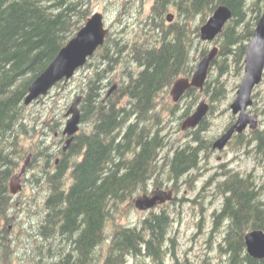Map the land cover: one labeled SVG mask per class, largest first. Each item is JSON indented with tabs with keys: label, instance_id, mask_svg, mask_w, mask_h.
I'll list each match as a JSON object with an SVG mask.
<instances>
[{
	"label": "trees",
	"instance_id": "obj_1",
	"mask_svg": "<svg viewBox=\"0 0 264 264\" xmlns=\"http://www.w3.org/2000/svg\"><path fill=\"white\" fill-rule=\"evenodd\" d=\"M133 3L145 2L124 0L123 9L111 1L119 8L116 25L84 66L86 71L49 92L64 89V99L81 97L80 130L66 152L60 145L56 150L41 148L45 138L38 134L35 156L43 157L44 164L34 177L48 193L39 205L36 229L27 233V251L21 249L17 233L11 237L7 228L0 229V262L11 263L12 256L20 264H128L130 258L143 256L163 264L168 254H175L168 246L174 241L170 211H151L137 225H115L111 234L108 224L136 194L171 182L189 184L202 168L213 147L205 135L207 120L185 131L189 139L178 144L167 130L164 112L175 113L179 105L164 109L160 98L177 77L190 76L208 52L200 27L218 6L226 5L232 18L215 40L218 57L203 92H186L180 119L193 112L202 95L214 112L229 96V78L235 79L237 89V80L244 77L247 47L264 0H155L132 28L128 12ZM171 5L177 10L174 21L166 15ZM92 7L93 0H0V222L13 219L9 182L27 151L22 136L38 133L37 121L29 123L38 101L25 104L29 86L83 27ZM114 81L116 88L107 91ZM256 97L254 93L255 104ZM64 119L62 110L51 118L52 130L60 133L57 143L64 137ZM235 137L237 145L251 146L264 162V127ZM57 152L58 163L52 160ZM223 175L217 186L222 204L212 228L225 229L220 255L226 264H264L247 253L245 243L246 232L264 230V188L252 173L228 170Z\"/></svg>",
	"mask_w": 264,
	"mask_h": 264
},
{
	"label": "rangeland",
	"instance_id": "obj_2",
	"mask_svg": "<svg viewBox=\"0 0 264 264\" xmlns=\"http://www.w3.org/2000/svg\"><path fill=\"white\" fill-rule=\"evenodd\" d=\"M111 1H117L123 8L124 0H93L92 7V13L98 11L105 14L106 23L109 29L116 25V18L119 13V8H115L113 4H111ZM154 1L155 0H144L145 3L143 6L139 4L141 11L140 7L133 3L128 12L130 13V24L137 23L140 13L146 16V14L151 10V6ZM125 8H127V6ZM262 13H264V10ZM168 14H173L174 21L177 18L176 8L171 5L170 10L166 15ZM134 26L131 24L132 28ZM131 33L135 34V30L132 29ZM206 43L208 44L209 50L214 45L219 47V44L215 43V41ZM193 55L195 57L198 56L196 53ZM79 71L77 72L78 75L83 74L86 69L84 70L83 67ZM73 79L74 77L71 81ZM242 79L237 80L238 85H240ZM116 83L117 82L114 81L109 84L106 90L109 91ZM63 84L66 85L67 82ZM229 87L230 93L228 98L219 104L218 108L214 112L211 113L210 109V112L206 117L208 128L205 135L212 141V143L221 137L222 134L236 120V116L233 115L232 110L230 109V105L235 99L239 89V87L237 89L235 88L234 78H229ZM70 88H72V86H70ZM170 88L164 93V97L160 98V105L163 108H169V110L174 106L179 105L176 112L171 114L164 108L166 110L164 114L167 116L166 118L168 121L167 130L173 136L172 139L179 144L181 141L189 139V137L184 136L185 131L181 127L187 116L180 119V115L187 104V101L183 97L178 104H174L170 99H168ZM255 93H257V97L255 99L256 104L254 103V107H251L250 112L259 116L257 127H264V114H262L261 111L264 109V80L256 88ZM64 94V89L48 93L42 100H39L33 105L30 112L29 123L33 124L35 120L37 121L38 133L22 136V143L26 147L27 151L25 152L23 158H19V165L14 174L16 175L21 171V168L28 159L29 154H32L27 170L22 177L23 189L16 195L11 194L13 196V203L9 213L13 219L11 221L3 219L0 222V229L7 228V234H10L11 237H14L17 233V235L22 238L20 247L24 252L28 249L26 242V239L28 240L27 233L29 234L36 229L37 221L35 217L37 215L39 205L43 203V199L48 193L46 185L36 182L34 177L35 174L37 175L39 172L40 167L44 164L43 157L35 156L37 152L35 140L40 133L45 138V143L41 145V148L45 145H50L51 150H56L60 145V149L62 150L65 140L57 143L60 133L58 134L59 131L52 130L54 121H51V118L58 112L60 113L61 110L66 114L68 108L77 97V95H73L74 93L69 92V95H73V97L64 99ZM203 98H206L209 102L208 98L205 95H202L195 105L194 110ZM67 102H69L68 105ZM66 119L67 118L65 116L64 123L61 128L62 131L65 126ZM50 125L51 130L47 128ZM251 130L252 129H247L243 134H249ZM236 141L237 137H234L222 151H214L211 149L202 161V168L199 171L197 170V174L195 172L196 170L193 171L195 173L190 181V183L192 182L191 184H186L185 182L175 184L171 182L169 184H164L161 187H154L148 193L136 194L132 201L125 204L124 208H121V210L115 213L116 216L108 224V233H112L115 225H137L140 224L151 211H160L165 209L167 212L170 211L169 213L173 217V223L170 227V236L174 238V246H172V241H169L168 246L173 248L175 254H168L165 257L163 264H209L210 262L213 264H226L225 258L221 257L219 250V244L222 241V234L225 229L224 227H221L219 231L212 232L215 211L222 204V198L219 196V191L217 189L218 183L223 179L222 177L224 176V172L228 170H235L243 175L252 173L257 184L264 188V162L258 160L254 156L251 146L237 145L238 143ZM56 154L52 158L53 162L61 157L58 152ZM53 168L54 167L51 162V169ZM188 178L190 179V176H188ZM154 197L157 199V204L154 207L150 209H143L137 206V202L139 200H145L147 198L151 199ZM10 260L13 262L9 264H20L17 262V258L13 260L11 256ZM0 264L7 263L0 262ZM128 264H158V262L149 257L141 256L138 258H130Z\"/></svg>",
	"mask_w": 264,
	"mask_h": 264
},
{
	"label": "water",
	"instance_id": "obj_3",
	"mask_svg": "<svg viewBox=\"0 0 264 264\" xmlns=\"http://www.w3.org/2000/svg\"><path fill=\"white\" fill-rule=\"evenodd\" d=\"M168 21L173 20V14L167 16ZM232 18V10L226 5L218 6L213 14L200 28L202 41L213 42L223 31L226 23ZM109 27L106 23L105 14L95 11L58 52L47 68L38 75L29 86L26 105L39 101L46 96L59 82H68L76 73L83 68L88 60L103 46L109 34ZM219 47L214 45L209 52L201 57L195 65L190 76L180 75L171 85L168 99L178 104L186 92L192 88L203 92L208 79L212 63L218 57ZM264 78V13L261 14L251 41L248 44L245 58V75L239 85L237 95L230 105L235 122L213 143V150H224L235 135L243 134L247 129H255L258 126L259 116L251 113L250 109L254 104V92L262 83ZM116 85L111 88L112 92ZM81 97H77L68 108L65 116L66 123L63 128V135L66 140L63 151L66 152L73 142L75 135L81 125ZM210 112V104L203 98L194 112L188 115L183 123L184 131L195 129L206 119ZM32 154L22 166L21 171L10 180V191L17 194L23 189L22 177L27 170ZM157 204V199L139 200L137 206L143 209H150ZM247 253L256 258L264 259V230L254 229L245 234Z\"/></svg>",
	"mask_w": 264,
	"mask_h": 264
},
{
	"label": "flooded vegetation",
	"instance_id": "obj_4",
	"mask_svg": "<svg viewBox=\"0 0 264 264\" xmlns=\"http://www.w3.org/2000/svg\"><path fill=\"white\" fill-rule=\"evenodd\" d=\"M66 138H67V137H66V136H64L62 141H64ZM58 161H59V159H57V163H58Z\"/></svg>",
	"mask_w": 264,
	"mask_h": 264
},
{
	"label": "bare ground",
	"instance_id": "obj_5",
	"mask_svg": "<svg viewBox=\"0 0 264 264\" xmlns=\"http://www.w3.org/2000/svg\"><path fill=\"white\" fill-rule=\"evenodd\" d=\"M215 151V150H214Z\"/></svg>",
	"mask_w": 264,
	"mask_h": 264
}]
</instances>
